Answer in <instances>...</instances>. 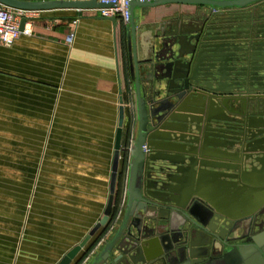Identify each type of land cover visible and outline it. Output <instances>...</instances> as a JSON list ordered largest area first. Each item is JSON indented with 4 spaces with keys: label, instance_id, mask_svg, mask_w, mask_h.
Masks as SVG:
<instances>
[{
    "label": "water",
    "instance_id": "1",
    "mask_svg": "<svg viewBox=\"0 0 264 264\" xmlns=\"http://www.w3.org/2000/svg\"><path fill=\"white\" fill-rule=\"evenodd\" d=\"M0 3L21 11L113 6ZM169 4L207 9L162 24L157 33H139L136 8ZM129 11L125 45L135 117L125 195L117 227L87 264H264V0H132ZM27 22L21 19V31ZM119 92L106 209L57 264H73L110 221L127 110L120 79Z\"/></svg>",
    "mask_w": 264,
    "mask_h": 264
},
{
    "label": "crops",
    "instance_id": "2",
    "mask_svg": "<svg viewBox=\"0 0 264 264\" xmlns=\"http://www.w3.org/2000/svg\"><path fill=\"white\" fill-rule=\"evenodd\" d=\"M206 9L169 4L136 8L135 16L139 33H157L162 24ZM33 12L13 46L0 42V264H57L101 220L109 199L119 79L124 85L129 73L127 24L117 20L114 26L99 9ZM123 95L124 133L131 140L133 99L124 88ZM128 148L123 146L120 163L121 208Z\"/></svg>",
    "mask_w": 264,
    "mask_h": 264
},
{
    "label": "built area",
    "instance_id": "3",
    "mask_svg": "<svg viewBox=\"0 0 264 264\" xmlns=\"http://www.w3.org/2000/svg\"><path fill=\"white\" fill-rule=\"evenodd\" d=\"M70 1V0H64ZM132 0H101L103 3H112L113 6L110 8L99 9L101 15L106 18H116L123 24H128L130 21L129 3ZM142 2L148 0H140ZM34 14L33 11H21L15 10L4 6L0 3V42L6 46L11 47L19 39L22 33L25 32L20 30V23L23 17L31 19ZM77 22H74L76 24ZM74 33L71 34L69 42L72 41ZM119 218V216H118ZM118 220V219H117ZM114 228V225L111 229ZM110 229V230H111ZM109 230V231H110Z\"/></svg>",
    "mask_w": 264,
    "mask_h": 264
},
{
    "label": "trees",
    "instance_id": "4",
    "mask_svg": "<svg viewBox=\"0 0 264 264\" xmlns=\"http://www.w3.org/2000/svg\"><path fill=\"white\" fill-rule=\"evenodd\" d=\"M125 42V40H124ZM127 63H128V59ZM129 69V68H128ZM127 69V71H128ZM126 81L124 82L123 88L126 90V92L130 91V75L129 73L126 75ZM130 137L127 134L124 133L123 137V146L124 147H129L130 144ZM120 175V173H119ZM122 195H123V175L118 176V181H117V189H116V195H115V201H114V207L110 216V221L106 227H103L99 230V232L96 234V236L92 239L93 242L86 248L84 252H81L80 255L77 257V260H75L76 263L74 264H81L87 256L90 254V252L93 250V248L107 235L108 231L111 229L113 225L116 224L118 216L121 211V201H122Z\"/></svg>",
    "mask_w": 264,
    "mask_h": 264
},
{
    "label": "rangeland",
    "instance_id": "5",
    "mask_svg": "<svg viewBox=\"0 0 264 264\" xmlns=\"http://www.w3.org/2000/svg\"><path fill=\"white\" fill-rule=\"evenodd\" d=\"M34 186V185H33ZM32 186V190H31V194L33 195V197L35 196L36 194V189Z\"/></svg>",
    "mask_w": 264,
    "mask_h": 264
}]
</instances>
